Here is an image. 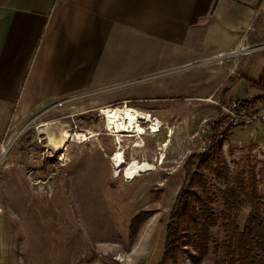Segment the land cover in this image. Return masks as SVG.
Wrapping results in <instances>:
<instances>
[{
	"label": "rangeland",
	"instance_id": "374dc122",
	"mask_svg": "<svg viewBox=\"0 0 264 264\" xmlns=\"http://www.w3.org/2000/svg\"><path fill=\"white\" fill-rule=\"evenodd\" d=\"M151 41L153 48L159 45L158 38ZM130 43L115 38L104 44L115 51L99 53V69L89 68L87 79L84 69L69 70L65 81L72 84L73 79L72 86L80 90L76 95L61 96L34 115L17 119L4 135L0 264H159L165 221L178 192L190 185L197 167L208 175L206 164L189 157L202 153L214 134L220 139L216 154L221 153L228 167L229 183L238 176L237 184L250 193L247 181L253 179L256 195L264 198V124L214 130L212 123L223 118L213 103L220 98L194 99L192 87L182 86L188 74L206 66L150 70L161 64L158 53L139 42L133 50ZM225 59L216 61L228 68ZM94 79L99 80L97 87L84 88L85 81L92 84ZM44 89L35 96H43ZM24 97H29V88ZM125 106L149 113L161 126L159 132L152 134L144 127L140 139L109 132L105 112ZM79 134L88 139L81 141ZM119 150L127 166L136 158L153 170L127 181L125 169H115L111 161ZM211 186L217 198L214 208L221 211L226 196L220 190L225 191L226 184L212 180ZM250 210L241 203V228ZM136 216L142 221L131 236ZM214 235L221 237L216 230ZM185 251L176 264H192ZM222 258L211 252L201 264H222Z\"/></svg>",
	"mask_w": 264,
	"mask_h": 264
},
{
	"label": "crops",
	"instance_id": "0c3cea01",
	"mask_svg": "<svg viewBox=\"0 0 264 264\" xmlns=\"http://www.w3.org/2000/svg\"><path fill=\"white\" fill-rule=\"evenodd\" d=\"M115 38L155 50L161 64L150 70L206 66L182 84L194 99L264 97V0H0V145L17 119L76 95L73 79L65 81L69 70L84 69L87 79L89 68L99 69V53L115 51L103 46ZM239 49L247 52L231 56Z\"/></svg>",
	"mask_w": 264,
	"mask_h": 264
},
{
	"label": "trees",
	"instance_id": "16d2710c",
	"mask_svg": "<svg viewBox=\"0 0 264 264\" xmlns=\"http://www.w3.org/2000/svg\"><path fill=\"white\" fill-rule=\"evenodd\" d=\"M257 102H264V97L241 99L239 105L241 108L251 107ZM224 123V117H220L212 123L213 129L217 131L227 126ZM219 145L220 139L214 134L202 153L189 157V160L197 158L202 165L206 164L208 175L197 167L190 185L178 192L165 221L159 264H176L184 248L192 264H201L211 252L223 257L222 264H264V198L256 195L253 179L247 181L252 190L250 193H246L244 184H237L238 176L233 184L229 183L228 167L221 153L216 154ZM212 180L226 184L225 191L220 190L226 196L221 211L214 208L217 198L212 192ZM237 191L244 195V199ZM242 202H246L251 210L241 228L238 220ZM141 221L137 216L132 219L131 236L136 234ZM214 230L220 232V238H216Z\"/></svg>",
	"mask_w": 264,
	"mask_h": 264
},
{
	"label": "bare ground",
	"instance_id": "6f19581e",
	"mask_svg": "<svg viewBox=\"0 0 264 264\" xmlns=\"http://www.w3.org/2000/svg\"><path fill=\"white\" fill-rule=\"evenodd\" d=\"M104 117V125L106 126V129H109V132L112 131L111 133L113 135L122 134L121 137H125V135H128L129 137L140 139V137L145 135V130L142 126V123H146V125H149L147 129L149 130V133L152 134L158 133L161 127L158 125V123H154L155 121H153L150 116L141 115V113L127 106L123 107L122 109L112 108L109 111L105 112ZM144 118H147V120L141 123V120H143ZM77 136L78 138H81V141H86L88 139L84 134H79ZM135 146L138 147L139 145L136 143ZM111 161L115 169H118L119 167L125 169L123 177L127 181H133L136 177H138L139 174L153 170L152 166L144 161H132V163L127 166L124 161L123 152L121 150L117 151L114 154V157L111 159Z\"/></svg>",
	"mask_w": 264,
	"mask_h": 264
},
{
	"label": "built area",
	"instance_id": "2783aa9c",
	"mask_svg": "<svg viewBox=\"0 0 264 264\" xmlns=\"http://www.w3.org/2000/svg\"><path fill=\"white\" fill-rule=\"evenodd\" d=\"M246 52L247 50L239 49L231 56L237 57ZM240 102L241 98L213 101L219 112L223 114L225 125L238 128L251 123L264 124V102H257L254 106L244 108L240 107Z\"/></svg>",
	"mask_w": 264,
	"mask_h": 264
}]
</instances>
